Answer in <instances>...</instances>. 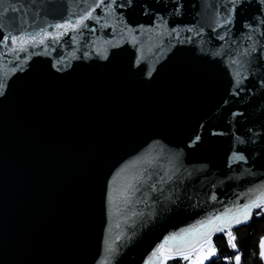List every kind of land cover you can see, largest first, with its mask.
Masks as SVG:
<instances>
[{
    "label": "water",
    "instance_id": "water-1",
    "mask_svg": "<svg viewBox=\"0 0 264 264\" xmlns=\"http://www.w3.org/2000/svg\"><path fill=\"white\" fill-rule=\"evenodd\" d=\"M146 2L161 15L171 8ZM224 2L185 0L184 15L161 30L137 9L126 19L144 30L129 34L111 18L101 27L102 19L89 22L95 31L49 39L19 59L0 55V78L9 84L0 98V264H145L169 234L264 194V65L232 64L257 44L241 35L251 11L238 12L227 33L212 30ZM84 7L0 0V13L8 9L5 30L12 28L8 17L34 18L40 27ZM196 20L197 31L181 32L179 40L167 35ZM58 59L63 74L51 69ZM148 69H155L152 77ZM238 71L244 87L233 96ZM198 124L226 134L211 147L189 148ZM233 151L247 161L230 160ZM117 172L126 191L109 203L107 181Z\"/></svg>",
    "mask_w": 264,
    "mask_h": 264
},
{
    "label": "snow or ice",
    "instance_id": "snow-or-ice-1",
    "mask_svg": "<svg viewBox=\"0 0 264 264\" xmlns=\"http://www.w3.org/2000/svg\"><path fill=\"white\" fill-rule=\"evenodd\" d=\"M72 2L83 3L86 7L79 12H69V14L59 19L53 17L52 19L55 20L54 23H48L40 27L36 26L34 18L29 22L23 18L8 17L12 28L11 30H5L6 26L3 18L8 12V9H5L3 13H0V48L5 50L0 52V55L13 54L19 59L20 53L28 54L30 48L34 49L39 46H44L49 39L59 42L61 37L68 35L69 32L81 33L84 30L95 31L94 28L90 27L89 22L99 25L102 19L105 20V24L101 25V27L107 26V19L111 18L117 25L122 26V31H126L129 34L144 30V24L140 23L133 27L126 19V13L129 11L136 12L137 9H140L141 15L153 17L152 27L157 30L165 29L168 19L183 16L184 9L186 8L185 0H155V3L163 2L165 4H171V8L168 9L167 13L161 15L159 11L153 10L152 6L146 0L143 3L140 0H92L91 3H88V0H72ZM253 4L257 6L254 10L252 9ZM220 7L223 11L217 10L216 12L217 18L214 20L216 27L212 29L214 32L216 28L224 29L225 33L231 31V28L235 27L238 12H252L251 16L242 19L241 27L248 31L247 33L242 32L241 35H246L248 41L255 40L257 46L251 49V53L245 48L239 53V57L233 56L232 64L238 68H243L245 64L250 65L252 60L255 59L257 65H264V45L261 44V38L264 37V0H225ZM97 9H100L103 15L97 14ZM11 11L16 13L18 9L13 6L11 7ZM199 24V20H196L190 25L172 27L171 29H167V35L170 38L174 36L179 40L181 32L192 33L197 31ZM30 27L34 28V30L28 31L27 29ZM49 28H53L56 31L50 32L48 31ZM202 33L203 29L200 28L197 34L201 35ZM217 38L223 41L226 39V36L217 32ZM72 39H75V35L72 36ZM185 39L190 40L191 37H185ZM255 53H260V55L253 56L252 54ZM97 55L104 60L109 59L103 53H97ZM83 57L87 59L89 53L84 52ZM27 58L26 55L25 59ZM136 64L138 66L140 65L139 58H137ZM61 65L62 61L58 59L55 63L51 64V69H54L56 73L63 74L65 73V67ZM16 70L15 67L11 69L13 73ZM154 71L155 69H148V77H152ZM236 75L240 79L233 77V91L231 92L233 96H238L244 87L242 83L243 79H245L243 71H238ZM259 82L261 87L264 88V79H261ZM8 87L9 84L3 78H0V98H7L6 89ZM227 103L228 101H225V104ZM233 115H242V113H233ZM225 134L224 131H212L210 127L206 128L203 124H198L188 138L187 147L193 149H199L204 146L211 147ZM214 137L217 139H213ZM235 140L241 145L247 143L246 140L241 139L239 136H236ZM229 159L237 162L247 161V157L243 151H233ZM122 171L124 170L121 169ZM119 177L120 172H117L112 176L110 181H107L109 203L112 202L114 192L120 197L126 191L127 186L120 184ZM161 179L163 178L161 177ZM114 185L116 186L114 187ZM149 187L152 192L158 191L155 184ZM159 191H163V189H159ZM249 192L254 193V190L249 189ZM211 199L215 201V195ZM257 209L259 210L256 211L257 216L264 214V194H253L247 199V202L242 205H237L235 209L226 208L220 215L207 217L205 220L199 222V227L194 225L188 229H181L179 233L169 234L164 237L162 243L158 244L152 250L151 257L153 259L145 261V264H167L169 260L176 259L186 261L187 264H205V261H212V258L217 254V249L211 240L212 235L215 233H223L228 241L229 247L235 250L237 247L234 243L235 237L230 229L235 225L247 224L252 218L253 211ZM259 249V257L264 261V237L260 239ZM224 259L228 260L229 258L225 257ZM234 261L235 264H241V254L238 251L234 255Z\"/></svg>",
    "mask_w": 264,
    "mask_h": 264
},
{
    "label": "trees",
    "instance_id": "trees-1",
    "mask_svg": "<svg viewBox=\"0 0 264 264\" xmlns=\"http://www.w3.org/2000/svg\"><path fill=\"white\" fill-rule=\"evenodd\" d=\"M230 230L235 237L236 249L229 247L223 233H217L211 237L217 254L212 261H206L205 264H213V262L214 264H235L236 251L241 254V264H264L259 257V243L261 237L264 236V214L257 216L255 211L247 224H241ZM225 257L229 259L225 260ZM167 264H187V262L176 259L169 260Z\"/></svg>",
    "mask_w": 264,
    "mask_h": 264
},
{
    "label": "rangeland",
    "instance_id": "rangeland-1",
    "mask_svg": "<svg viewBox=\"0 0 264 264\" xmlns=\"http://www.w3.org/2000/svg\"><path fill=\"white\" fill-rule=\"evenodd\" d=\"M264 237V236H263ZM259 251H260V249H259ZM206 262V261H205ZM263 263H264V261H263Z\"/></svg>",
    "mask_w": 264,
    "mask_h": 264
},
{
    "label": "built area",
    "instance_id": "built-area-1",
    "mask_svg": "<svg viewBox=\"0 0 264 264\" xmlns=\"http://www.w3.org/2000/svg\"><path fill=\"white\" fill-rule=\"evenodd\" d=\"M257 210H258V209H257ZM257 210H255V211H257ZM255 211H254V212H255Z\"/></svg>",
    "mask_w": 264,
    "mask_h": 264
}]
</instances>
